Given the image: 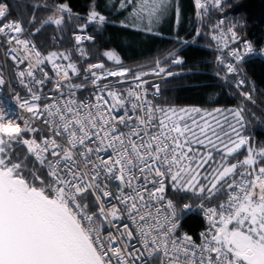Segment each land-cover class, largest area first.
<instances>
[{"label": "snow or ice", "instance_id": "obj_1", "mask_svg": "<svg viewBox=\"0 0 264 264\" xmlns=\"http://www.w3.org/2000/svg\"><path fill=\"white\" fill-rule=\"evenodd\" d=\"M214 4L219 7L222 0H214ZM195 5L205 8L202 0H195ZM172 7L178 23V0L175 4L173 0H138L133 15L151 24ZM56 12L60 15L49 17L48 22L57 26L65 14L72 15L67 4L56 6ZM7 14V5L0 3V20ZM86 19L101 25L105 22L95 10ZM23 31L19 22L0 23L11 58L18 64L28 61L26 70L18 72L20 82L32 92L24 79L31 77L42 89L45 80L36 79L35 70L42 72L40 66L50 62L56 76V98L41 108V96L33 93L19 106L33 118L43 116L54 135L44 138L45 130L30 127L26 118L22 128L0 100V264H264V149L254 154L247 148L246 158L229 164L228 158L249 143L235 126L229 125L231 132L221 135L203 116V123L192 118L191 114L201 113L199 108L153 105L143 88L146 81L136 85L138 91L129 90L126 95L98 84L107 77H126L129 69L98 75L95 70L104 65H89L90 77L85 79L97 86V94L77 102L76 91L81 86L70 82L69 70L76 75L79 71L70 55H42L31 41L20 38ZM229 32L236 42L235 29ZM75 39L80 44L85 37L77 35ZM243 43V53H252L251 42ZM243 53L235 49L230 54L243 60ZM104 55L121 63L113 51ZM63 61L68 63L63 65ZM173 62L181 63L179 59ZM164 71L157 62L155 74ZM227 71L237 73V68L230 63ZM43 75L47 78V73ZM143 75L147 73L133 79L140 81ZM243 83L240 80L237 87ZM4 84L0 77V85ZM154 87L155 95L159 85ZM246 96L251 99L250 94ZM44 99L50 98L45 95ZM229 111L242 129L243 110ZM217 127L222 129L218 122ZM36 131L42 136L39 142L34 137L23 138L25 132ZM13 143L26 146L47 170V184L35 173H31L32 182L27 181L20 163L6 162ZM214 152L221 159L215 167L202 171L214 162ZM110 182L118 193H113ZM167 182L177 191L198 192L207 200L227 193L218 208L205 210L201 205L208 228L199 234L200 243L180 230L174 202L165 195ZM90 204L95 211H90ZM184 208L191 210L190 205Z\"/></svg>", "mask_w": 264, "mask_h": 264}, {"label": "trees", "instance_id": "obj_2", "mask_svg": "<svg viewBox=\"0 0 264 264\" xmlns=\"http://www.w3.org/2000/svg\"><path fill=\"white\" fill-rule=\"evenodd\" d=\"M6 1L10 6L9 14L20 20L24 32L34 36L45 56L51 52L68 54L77 69L86 61L101 62L103 69H129L126 77L111 76L107 80L125 79L157 62L166 63L169 73L173 75L167 74L161 80L160 93L154 98L156 106L199 108L201 113L191 114L198 123H203V116L221 135L223 131L231 132L229 125L235 126L242 135L254 133L259 148L257 153L264 149V0H222L219 7L213 3L209 12L197 17L194 15V0H178V23L175 7H172L151 24L147 20L134 18V5L138 4V0H133L132 3H127V0ZM121 3H126V7L121 8ZM175 3L176 0H173V4ZM60 4H67L72 15L69 18L65 14L62 24L57 26L48 20ZM92 10L105 17L102 25L86 19ZM217 15H223L225 23L235 28L238 38H249L252 41L253 52L244 53L243 60L236 64L239 75L229 73L224 61L221 63V59L217 58L220 46L212 33V22ZM84 25H88L85 29L93 33V38L83 41L81 49L85 55L82 56L80 49L75 48L72 32ZM106 51L115 52L121 63L108 60L104 55ZM175 55L182 57L181 63L173 62ZM238 77L244 79L239 87L236 82ZM80 78L73 75L70 82L80 85L79 93L82 94L90 88V82ZM246 94H250V100ZM238 109L243 110L242 129L229 111ZM217 122L222 129L217 127ZM231 139H236L234 134ZM224 142L227 143V139ZM11 148L6 162L20 163L23 177L27 181L32 182L31 173H35L47 184V170L39 166L26 146L13 143ZM213 156L214 162L206 165L202 171L206 172L215 167V162L221 159L217 152ZM244 156L245 148L242 147L228 158V163H238L237 160H242ZM261 164L264 165V161ZM35 184L40 187L39 181ZM168 191L178 203L201 197L198 192L177 191L171 187V182ZM225 194L218 193L207 201L219 203ZM199 214L196 210L186 212L182 218L181 229L196 235L204 224V219Z\"/></svg>", "mask_w": 264, "mask_h": 264}, {"label": "built area", "instance_id": "obj_3", "mask_svg": "<svg viewBox=\"0 0 264 264\" xmlns=\"http://www.w3.org/2000/svg\"><path fill=\"white\" fill-rule=\"evenodd\" d=\"M203 3H205V8L203 9H198L195 5V0H194V15L197 17L198 15L202 13H207L210 11L212 4L214 3V0H202ZM0 3H3L7 5V16L5 19L0 20V23L4 22H20L16 17H13L9 14L10 11V6L7 3L6 0H0ZM233 27L230 25H227L225 23L223 15H217L213 19L212 22V33L217 39L220 50L217 53V58L221 59L224 61V65L227 69L228 64H233L235 67H237V63L239 60H236L230 53L231 51L235 49H240L241 53H243L244 49V41H252L249 38H238L236 42H233L231 40V33L229 32V29H232ZM235 29V28H234ZM236 32V30H235ZM77 35L84 36L85 39L81 41L80 44H77L75 37ZM237 35V34H236ZM72 36L75 42V48L81 49L82 48V43L83 41L88 40L87 37H92L93 38V33L88 30L83 28H78L75 29L72 32ZM21 39L31 41L34 45L35 48L42 54L41 49L34 38V36L31 33L24 32L20 36ZM225 43H227V47L225 46ZM21 55H23V52H20ZM244 54V53H243ZM45 56V55H44ZM179 59L181 60L182 57L180 55H175L174 60ZM58 63H61L58 61ZM63 65H66L67 62L63 61ZM28 61H25L24 64H18L16 61H14L11 56L9 55V45L6 43V37L3 34H0V77H2L5 81L4 85H0V100L3 101V107L7 110V114L14 119L17 123L20 124L22 128L25 126V118L27 119L28 125L30 127H33L35 129H44L43 136L44 138H47L50 135H54L49 129L48 125L44 122L43 116H41L39 119L33 118L30 113H28L25 109L20 108V104L24 102L25 100H29L32 96L33 93H36L41 96V100L39 101L40 107L43 108L45 104L51 103L56 97L54 93V81L56 79L55 76V71L53 69V65L51 63H48L47 61L40 66L42 68V72L40 69L35 70V78L36 79H43L45 80V84L43 85L42 89H40L38 86H35L33 84L32 78L31 77H25V82L28 86L32 88V92L28 90V87L25 86V84H22L20 82V78L18 77V72L21 70H26L27 68ZM91 64H102L101 62L98 61H86L82 64V66L78 69L79 71V77L84 78L85 77H90V73L87 72V69L89 65ZM159 66L161 68H164L165 71L160 73L159 75L155 74L157 71V63L145 70H140L138 71L135 75H138L140 73H147V75L141 76L140 81H136L133 79V76L128 77V78H117V79H111V80H101L98 82L99 85H109V87L112 90H115L121 94L126 95L129 90H137L136 85L141 83L142 81H146V83H143V88L146 89L147 91V99L150 100L153 105L156 106L155 104V96H157L160 93V83L161 80L169 73L168 70V65L166 63H161L159 62ZM97 74H102L107 71H113L111 68H105V69H97L95 70ZM43 73H47V78L43 75ZM73 75H76L72 73L69 70V77L70 79L73 77ZM90 82V88L87 89L85 92L82 94L79 93V90L76 91V100L77 102L81 101H87L89 99L94 98V96L97 94V86H94L91 83V79H87ZM243 80L241 77L237 78V83ZM154 85H159V93L155 94V87ZM47 95L50 99L45 100L44 97ZM154 131V129H153ZM244 137H246L249 141L247 145L244 146L245 148V156L243 157L246 158L248 155L247 153V148H251L253 153H257L259 151V148L256 145V136L254 133H244ZM35 138L38 142L41 140L42 136L39 131H36L35 133H28L25 132L23 134V138L25 139H31ZM62 138H58V140H61ZM32 155V154H31ZM101 155H104V153H101ZM33 159L35 160L34 156L32 155ZM242 159V160H243ZM241 159H238L237 162L242 161ZM241 170V169H240ZM169 184V182H167ZM109 187L113 191L114 194L118 193V189L115 186L114 182L109 183ZM169 189V187H168ZM166 191L165 195L167 199H171L174 202V205L176 207L177 213L179 214L180 217V230L184 233H187L188 235H191L193 237V240H195L197 243H200V233L206 231L208 228L207 224V217L204 215V211L201 210V205L203 208L206 210L208 207H219L221 203H223L227 199V193L225 196L222 198V200L219 203L216 202H208L207 199H204L202 197H198L194 200H183L182 202L178 203L175 197L168 191ZM207 195V194H206ZM92 197H89V201H91ZM184 205H190L191 210H196L198 211L203 219H204V224L201 226L199 229L198 233L196 235H193L190 232L184 231L181 229V222L184 214L188 212V210H185ZM107 209V205H105ZM90 211H95L94 208L90 206ZM177 235H180V232H177ZM135 243V241H133ZM137 247H140L139 244H137ZM137 264H141L140 261H137Z\"/></svg>", "mask_w": 264, "mask_h": 264}, {"label": "rangeland", "instance_id": "obj_4", "mask_svg": "<svg viewBox=\"0 0 264 264\" xmlns=\"http://www.w3.org/2000/svg\"><path fill=\"white\" fill-rule=\"evenodd\" d=\"M60 13L56 12V10L51 14V17H54V16H59ZM119 69H122V67H116V68H113V71L114 70H119Z\"/></svg>", "mask_w": 264, "mask_h": 264}, {"label": "bare ground", "instance_id": "obj_5", "mask_svg": "<svg viewBox=\"0 0 264 264\" xmlns=\"http://www.w3.org/2000/svg\"><path fill=\"white\" fill-rule=\"evenodd\" d=\"M214 5H215V4H214ZM73 40H74V39H73ZM84 44H85V43H84ZM84 44H83V45H84ZM83 51H84V50H83ZM76 53H77V52H76ZM219 61H220V60H219ZM238 75H239V74H238ZM80 79H81V78H80ZM243 80H244V79H243ZM87 81H88V80H87ZM87 81H86V82H87ZM236 82H237V81H236ZM79 90H80V89H79ZM157 96H158V95H157ZM157 96H156V97H157ZM238 169H239V168H238ZM238 171H239V170H238ZM46 173H47V171H46ZM199 215H200V214H199ZM181 224H182V223H181Z\"/></svg>", "mask_w": 264, "mask_h": 264}]
</instances>
